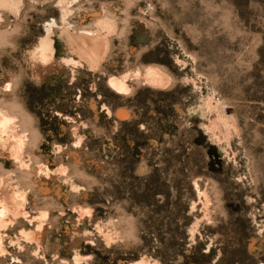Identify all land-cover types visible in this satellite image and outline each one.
<instances>
[{"label": "rangeland", "instance_id": "374dc122", "mask_svg": "<svg viewBox=\"0 0 264 264\" xmlns=\"http://www.w3.org/2000/svg\"><path fill=\"white\" fill-rule=\"evenodd\" d=\"M15 2L0 110L25 140L0 180L22 213L0 264H264V0ZM42 40L59 69L38 79Z\"/></svg>", "mask_w": 264, "mask_h": 264}, {"label": "bare ground", "instance_id": "6f19581e", "mask_svg": "<svg viewBox=\"0 0 264 264\" xmlns=\"http://www.w3.org/2000/svg\"><path fill=\"white\" fill-rule=\"evenodd\" d=\"M6 1L8 0H0V6H3L6 3ZM11 1V5H16L15 0H10ZM9 4V3H8ZM9 6V5H8ZM9 6V7H10ZM63 6V5H62ZM15 7V6H13ZM7 8V6H6ZM66 8V7H65ZM62 11V10H61ZM66 12V11H65ZM102 22V21H101ZM104 22V21H103ZM106 23V22H105ZM100 25V24H99ZM110 26V25H109ZM100 27V26H99ZM107 27V26H106ZM111 29V27H109ZM49 30V29H48ZM49 32V31H48ZM50 33V32H49ZM48 37V35H47ZM45 37V38H47ZM73 39V38H72ZM71 39V40H72ZM91 42V41H90ZM89 42V43H90ZM88 43V40L84 39V38H80L78 39V41L74 44V46L71 48V52H73L76 55V59H77V64H81V62H84V64H87L89 67H96L98 65V62L101 61V58L103 55L100 54V51L98 50L97 47H93L92 45H90ZM71 45H72V41H71ZM70 45V46H71ZM31 64L33 65L34 68V74L36 75V77L38 79H41L42 77H44L46 75V73H48L52 68L55 69H59L56 67V64L54 62V57H53V49L51 44L49 43L48 40H42L39 44L35 45L33 51H32V55H31ZM72 61H75L74 59H72ZM103 61V60H102ZM76 63V62H74ZM29 67V65H28ZM75 67V66H74ZM7 73V72H6ZM148 73L150 75V78H154V79H159L161 77L159 72H156V69H148ZM8 74V73H7ZM8 76V75H7ZM43 79V78H42ZM154 81V80H153ZM111 85L114 88L120 89L123 88L122 86L124 85L123 81L120 80H110ZM10 83L9 80L7 82L6 87L9 88ZM126 86V85H125ZM7 88V89H8ZM125 88V87H124ZM6 89V90H7ZM115 89V90H117ZM4 110H0V148L2 147V144H4V142L8 141L9 139H11L14 144H22L20 137L16 136V132H13V126H12V122H13V118L12 115L10 116L9 114H7V112H3ZM123 113H121L122 115ZM125 114V113H124ZM124 116V115H123ZM14 117V116H13ZM15 133V135H14ZM18 134V133H17ZM4 136L6 137L4 139ZM24 136V135H23ZM25 140V139H24ZM25 143V142H24ZM8 144V142H7ZM11 144V143H9ZM80 144V143H79ZM13 145V144H12ZM19 147V146H18ZM12 148V146H11ZM23 148V147H22ZM13 149V148H12ZM11 149V150H12ZM17 149V148H15ZM13 149V150H15ZM10 150V151H11ZM20 150V149H18ZM22 150V149H21ZM17 152V151H16ZM21 152V151H20ZM14 153V152H13ZM19 153V152H18ZM0 154H3V152L0 150ZM17 154V153H16ZM4 155V154H3ZM6 155V154H5ZM13 154L11 153V156ZM9 156V155H8ZM18 156V155H17ZM14 157V156H13ZM16 157V156H15ZM19 157V156H18ZM17 157V159H18ZM61 168V167H60ZM60 170V169H59ZM1 179V177H0ZM3 181V179H2ZM2 181L0 180V223L4 222L7 218H15L16 215H19L20 213V209L18 204L20 205V203L22 201H20L21 199H19L20 203L18 202V204L13 203V202H6L7 199L5 198L6 196L4 195V189H5V183H2ZM4 185V186H3ZM18 190V189H17ZM7 191V190H6ZM19 191V190H18ZM8 192V191H7ZM22 192V191H21ZM21 192H19L20 194H22ZM13 193V191H12ZM15 193V191H14ZM13 193V194H14ZM18 193V192H17ZM16 193V194H17ZM16 194H14L16 196ZM19 194V196L17 198H19L21 195ZM9 195V193L7 194ZM11 195V194H10ZM9 197L11 198V195ZM5 196V197H4ZM24 197V196H22ZM6 199V200H5ZM12 200V198L10 199V201ZM9 201V200H8ZM17 201V199H16ZM23 207V203L21 205V210ZM23 211V210H22ZM25 212V211H24ZM23 212V214H24ZM21 215V214H20ZM23 216V215H22ZM43 216H45V211L41 212L39 215V218H44ZM38 231H41L38 230ZM31 237H36L35 234H30ZM0 250H2V247L0 246ZM147 260V259H146ZM153 263V262H152ZM158 263V262H157ZM137 264H150L149 261L146 262L145 260H141L139 263ZM155 264V263H154Z\"/></svg>", "mask_w": 264, "mask_h": 264}]
</instances>
